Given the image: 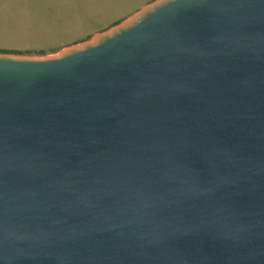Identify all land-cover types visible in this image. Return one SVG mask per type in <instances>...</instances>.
Instances as JSON below:
<instances>
[{"label": "water", "instance_id": "water-1", "mask_svg": "<svg viewBox=\"0 0 264 264\" xmlns=\"http://www.w3.org/2000/svg\"><path fill=\"white\" fill-rule=\"evenodd\" d=\"M0 264H264V0L0 52Z\"/></svg>", "mask_w": 264, "mask_h": 264}, {"label": "rangeland", "instance_id": "rangeland-1", "mask_svg": "<svg viewBox=\"0 0 264 264\" xmlns=\"http://www.w3.org/2000/svg\"><path fill=\"white\" fill-rule=\"evenodd\" d=\"M151 0H0V52L57 53ZM44 53V54H41Z\"/></svg>", "mask_w": 264, "mask_h": 264}, {"label": "trees", "instance_id": "trees-1", "mask_svg": "<svg viewBox=\"0 0 264 264\" xmlns=\"http://www.w3.org/2000/svg\"><path fill=\"white\" fill-rule=\"evenodd\" d=\"M104 29V28H103ZM88 38V37H87ZM8 53H15V54H21L20 52L16 53V52H8ZM44 54V53H41Z\"/></svg>", "mask_w": 264, "mask_h": 264}]
</instances>
